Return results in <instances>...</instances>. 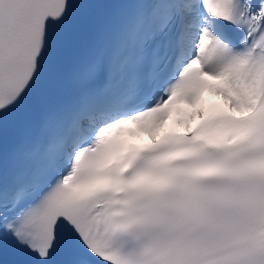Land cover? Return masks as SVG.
Returning a JSON list of instances; mask_svg holds the SVG:
<instances>
[{
  "label": "snow or ice",
  "instance_id": "obj_1",
  "mask_svg": "<svg viewBox=\"0 0 264 264\" xmlns=\"http://www.w3.org/2000/svg\"><path fill=\"white\" fill-rule=\"evenodd\" d=\"M0 264H264V0H0Z\"/></svg>",
  "mask_w": 264,
  "mask_h": 264
},
{
  "label": "bare ground",
  "instance_id": "obj_2",
  "mask_svg": "<svg viewBox=\"0 0 264 264\" xmlns=\"http://www.w3.org/2000/svg\"><path fill=\"white\" fill-rule=\"evenodd\" d=\"M204 92H208L207 90H205ZM209 93V92H208ZM209 94H212V93H209ZM215 95V94H214ZM134 139H140V138H149L148 136H147V134H145V133H140L137 137H133ZM150 139V138H149Z\"/></svg>",
  "mask_w": 264,
  "mask_h": 264
}]
</instances>
